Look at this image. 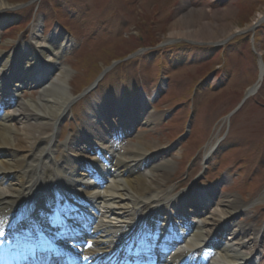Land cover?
Masks as SVG:
<instances>
[{
  "label": "rangeland",
  "instance_id": "1",
  "mask_svg": "<svg viewBox=\"0 0 264 264\" xmlns=\"http://www.w3.org/2000/svg\"><path fill=\"white\" fill-rule=\"evenodd\" d=\"M5 1L12 8L0 13V52L12 63L32 43L34 28L64 48L45 80L64 69L74 99L53 142L56 169L64 165L62 146L70 138L92 123L105 130L94 119L99 112H134L122 138L128 147L141 138L159 148V161L171 162L163 186L174 198L171 214L205 203L216 208L225 199L232 209L244 208L237 224L258 237L264 264V76L250 95L264 70V21L213 43L264 16V0ZM194 12L195 31L203 25L209 34L170 40L178 18L193 19ZM24 59L30 61L27 53ZM41 88V82L23 86L12 100L38 99ZM143 114L155 120L152 125L143 124ZM197 194L198 204H188Z\"/></svg>",
  "mask_w": 264,
  "mask_h": 264
},
{
  "label": "bare ground",
  "instance_id": "2",
  "mask_svg": "<svg viewBox=\"0 0 264 264\" xmlns=\"http://www.w3.org/2000/svg\"><path fill=\"white\" fill-rule=\"evenodd\" d=\"M11 8L5 0H0V13ZM194 13L196 21L187 15L178 18L176 27L169 35L170 40L183 37L199 41L204 34H209V29L203 25L195 31L194 27L199 24V15ZM262 15H258L251 26L223 33L212 42L221 43L235 33L257 27L264 21ZM1 27L0 20V29ZM32 33V43L24 48L26 51L21 50L20 58L18 55L15 56L14 61L17 62L12 63L10 56L5 57L0 52V221H2L0 232L4 233V236L9 235V229L6 228L10 226V217L18 214L16 210L18 204H26L32 212L29 225L25 224L27 234L38 241L44 238V243L51 244L48 257L51 256L52 259L48 261L42 255H36L38 259L32 262L33 264H66L63 260L57 262L58 258L53 257L64 253L67 255H63L61 259L79 254L81 260L82 256L96 257L102 254L106 256L110 250L112 252L113 247L123 251V243L127 245V251L137 252V248L143 250L144 246H135L140 239L133 238V235L139 234L133 226L144 220H149L148 229L157 235L154 247L147 246L152 257L143 259L146 264H168L173 260H179L177 262L179 263L186 259L188 252L191 251H195L192 257L205 253L203 255L207 256H202L205 257L207 264H263L258 256L260 252H256L258 237H248L252 229L237 224V218L246 214L244 208L232 209L230 201L225 199L220 201L216 208H211L212 206L205 203L199 204L197 209H187V214H184L183 210L171 214L169 205L174 198L171 192L163 189L168 178L165 173L172 170L171 162L159 161L161 156L159 148L146 144L141 138L136 139L129 147L126 146L125 138L120 140L118 138L117 142L109 139L111 133L123 136L130 131L133 120L128 118L133 116L134 112L127 113L125 112L127 109L122 110L120 107L114 111L99 112L94 119L98 121V125L105 126L108 133L92 123L84 133L79 132L74 138H70L62 146L65 152L63 162L66 164L60 165V168L62 166L60 170L56 169L58 165L52 160V146L55 144L53 142L59 136L60 124L74 99L67 90L66 80L69 76L64 69H59V75L52 82L45 81L47 77H51L49 74L56 70L57 60L63 57V46L56 43L55 39L49 41L42 39L37 28H34ZM58 40H61V37ZM24 53H27L30 61L24 59ZM261 76H264L263 68ZM262 78L256 83V87ZM39 82L42 83V88L38 99L31 97L30 100H19L14 104L17 100L12 98L24 93L21 91L23 86H30L31 83L38 86ZM5 86L6 89H3ZM256 91L255 88L250 93ZM12 106H15L14 109ZM108 112L119 116V120L123 122L116 124L114 117L109 121L111 114ZM140 120L146 126L152 125L155 121L145 115ZM81 139L83 144L80 145ZM93 153V162L109 156L105 159L109 164L100 162L96 171L99 173V181L102 182L100 184L93 177L95 172H83L87 168L83 158H89L85 154L93 156ZM66 158L69 159L65 161ZM59 171H62L61 176ZM59 179L62 181L59 182ZM66 182L71 185L78 183V190L82 191L84 196L76 195L72 189L67 188ZM70 194L75 199L69 197ZM199 197L201 196L198 194L192 195L188 204L196 202L198 204ZM73 203L79 206L81 216L73 218L74 222L71 224L67 222L62 225L64 220L62 215L66 214V209L72 212L73 209L70 207ZM159 206L165 219L174 225L182 226L178 227L179 232H175L180 236L178 239L181 242L175 239L174 244L170 243L171 238L167 235L169 231L166 225L162 230L152 228V222L148 218H156L155 209ZM205 206H208L207 210ZM88 214L95 220L87 236V240L92 244L89 248L76 250L80 242L74 244V241H69L68 248L61 238L51 235L53 229L68 233L81 228L79 233L77 230L76 238L82 241L85 232L83 233L82 228L84 222L80 220L87 223ZM54 215L58 217L55 221ZM76 215L73 213V216ZM15 222L11 224H17ZM30 224L36 229H30ZM10 233L13 235V232ZM146 234H149V231ZM71 235L73 236V232ZM11 238L16 237L10 236L9 239ZM0 240H4L10 246L5 237ZM157 242L166 249H157ZM70 248L72 249L69 250ZM3 254L0 251V256ZM33 254L34 251H31V255ZM105 256L100 262L97 261L98 263L93 260L94 258H91V261L88 258V263L83 260L78 264H114ZM122 257L126 259L130 255ZM1 262L4 260L0 257V264Z\"/></svg>",
  "mask_w": 264,
  "mask_h": 264
},
{
  "label": "snow or ice",
  "instance_id": "3",
  "mask_svg": "<svg viewBox=\"0 0 264 264\" xmlns=\"http://www.w3.org/2000/svg\"><path fill=\"white\" fill-rule=\"evenodd\" d=\"M0 222H2V221H0ZM11 227H12V226L10 225V228H11ZM13 230L16 231V232H18V233L23 234V230H24V225H23V223L21 222V223L17 224V226H16ZM84 259L87 260L88 257H84Z\"/></svg>",
  "mask_w": 264,
  "mask_h": 264
}]
</instances>
